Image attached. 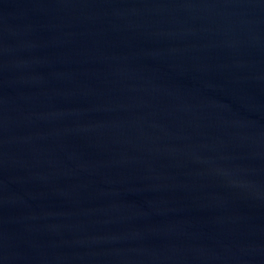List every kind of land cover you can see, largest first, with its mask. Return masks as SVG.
<instances>
[{
  "label": "water",
  "instance_id": "1",
  "mask_svg": "<svg viewBox=\"0 0 264 264\" xmlns=\"http://www.w3.org/2000/svg\"><path fill=\"white\" fill-rule=\"evenodd\" d=\"M0 264H264V0H0Z\"/></svg>",
  "mask_w": 264,
  "mask_h": 264
}]
</instances>
